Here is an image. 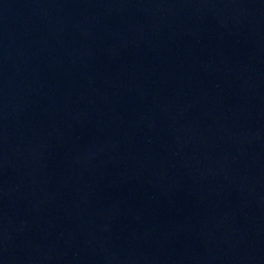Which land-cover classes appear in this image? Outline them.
I'll use <instances>...</instances> for the list:
<instances>
[{
  "label": "water",
  "instance_id": "1",
  "mask_svg": "<svg viewBox=\"0 0 264 264\" xmlns=\"http://www.w3.org/2000/svg\"><path fill=\"white\" fill-rule=\"evenodd\" d=\"M0 264H264V0H0Z\"/></svg>",
  "mask_w": 264,
  "mask_h": 264
}]
</instances>
